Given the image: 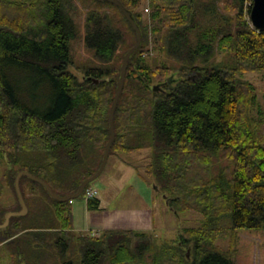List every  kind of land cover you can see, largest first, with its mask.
<instances>
[{
    "label": "trees",
    "instance_id": "1",
    "mask_svg": "<svg viewBox=\"0 0 264 264\" xmlns=\"http://www.w3.org/2000/svg\"><path fill=\"white\" fill-rule=\"evenodd\" d=\"M120 1L143 38L128 63L110 156L147 150L145 176L177 215L194 210L203 222L174 241L135 230L76 232L73 201L53 200L23 177L29 213L0 231V251L9 264H236L240 232L264 234V104L244 79L264 72L253 0ZM79 39L88 58H73ZM136 43L111 2L0 0V224L13 207L7 189L21 209L18 172L62 197L97 173L124 56ZM99 202L89 199V208Z\"/></svg>",
    "mask_w": 264,
    "mask_h": 264
},
{
    "label": "rangeland",
    "instance_id": "2",
    "mask_svg": "<svg viewBox=\"0 0 264 264\" xmlns=\"http://www.w3.org/2000/svg\"><path fill=\"white\" fill-rule=\"evenodd\" d=\"M223 6L221 3L219 9L222 10ZM82 11L78 21L85 35L86 9ZM147 17L149 16L146 15L145 18ZM150 40L152 49L154 41L152 37ZM72 46L73 58H78L80 53L83 54L84 59L88 58L87 51L85 56L83 39L76 40ZM72 71L82 79L76 69L73 68ZM244 79L254 84L259 100L264 104V72L248 73ZM147 152L146 150L110 156L102 176L91 184V187L98 191L97 197L100 200L98 206L89 208L88 201L83 196L72 202L76 232L97 233L104 229L135 230L151 232L160 238L174 241L186 228L198 227L203 222V217L194 210L177 215L163 194L156 190L154 181L145 176L149 162L146 158ZM5 168L6 160L0 155V176ZM4 202L13 206L11 211H17L16 198L9 189L6 191ZM30 207V212L34 213L35 206L30 205ZM96 218H102L104 222L101 224L93 222ZM103 224L101 231L95 229ZM220 245L226 249L229 247V242L222 240ZM237 252L236 264H264V234L255 230L241 231ZM0 264H9L5 250L0 251Z\"/></svg>",
    "mask_w": 264,
    "mask_h": 264
},
{
    "label": "water",
    "instance_id": "3",
    "mask_svg": "<svg viewBox=\"0 0 264 264\" xmlns=\"http://www.w3.org/2000/svg\"><path fill=\"white\" fill-rule=\"evenodd\" d=\"M98 2H111L113 4H115L117 7H119L121 9V11L123 12L124 16L127 18V20L130 22L133 30L137 33V43L135 44L134 47H132L125 55L124 60H123V64L121 66V75H120V79L118 81V86H117V90H116V95L111 107V111H110V139L106 145V149H105V153L102 159V163L101 166L99 168V170L97 171V173H95L93 176L85 179L79 186L78 191L75 194L72 195H68V196H60L58 194H56L52 188L41 178H38L36 176H34L33 174L29 173L28 171H20L17 173L16 175V179H15V189H16V193L18 196V199L20 201L21 204V209L19 211H10L7 212L4 216V221L0 224V231L6 233L8 232L9 229V225H10V220L11 218L14 217H25L26 215H28L29 213V209L28 206L26 204V201L24 199L22 190H21V179L23 177H28L31 180L37 181L39 182L41 185L44 186V188L46 189L47 193L52 197L53 200H57L60 202H65V201H73L77 198H80L81 196H83L87 190V188L93 183L95 182L98 178H100L102 176V174L104 173L106 166L108 164V160L110 157V152L115 140V136H116V130H115V112L119 103V100L121 98L123 89H124V85H125V80H126V74H127V69H128V63L131 59V56L139 49V47L141 46L142 43V30L139 27L138 23L136 22L133 13L128 10L123 3L120 0H96ZM250 19L252 22L253 27L258 30V31H264V0H253V5L251 7V13H250ZM169 83L172 82V79L170 78L168 80ZM96 83H98V81H96ZM160 85H156L154 86V91L158 92L160 91Z\"/></svg>",
    "mask_w": 264,
    "mask_h": 264
},
{
    "label": "built area",
    "instance_id": "4",
    "mask_svg": "<svg viewBox=\"0 0 264 264\" xmlns=\"http://www.w3.org/2000/svg\"><path fill=\"white\" fill-rule=\"evenodd\" d=\"M98 192L96 189L94 188H89L87 191H86V195H85V198L87 200L89 199H92V198H95L97 196Z\"/></svg>",
    "mask_w": 264,
    "mask_h": 264
},
{
    "label": "crops",
    "instance_id": "5",
    "mask_svg": "<svg viewBox=\"0 0 264 264\" xmlns=\"http://www.w3.org/2000/svg\"><path fill=\"white\" fill-rule=\"evenodd\" d=\"M93 222H99V223L101 224V223L104 222V221H103L102 218H96V219L93 220ZM103 226H104V224H103V225H100V227L97 226L95 229L98 230V231H101L102 228H103Z\"/></svg>",
    "mask_w": 264,
    "mask_h": 264
}]
</instances>
